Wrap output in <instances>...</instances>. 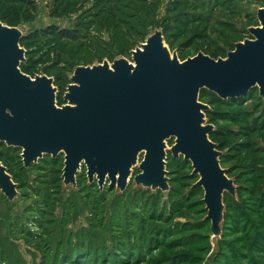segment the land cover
I'll use <instances>...</instances> for the list:
<instances>
[{"label":"rangeland","instance_id":"rangeland-1","mask_svg":"<svg viewBox=\"0 0 264 264\" xmlns=\"http://www.w3.org/2000/svg\"><path fill=\"white\" fill-rule=\"evenodd\" d=\"M260 9L264 0H0V20L23 31L25 63L33 78L54 79L62 106L78 66L133 61L157 29L182 62L211 50L226 59L252 37ZM51 25L74 30L79 40L40 36ZM200 102L215 112L206 113L218 130L210 139L237 188L231 205L224 202L220 237L192 163L169 165L174 140L169 191L137 186L135 168L124 193L90 182L85 165L67 186L64 154L26 167L21 148L0 143L18 185L14 201L0 191V264H264V98L257 87L226 107L207 92Z\"/></svg>","mask_w":264,"mask_h":264},{"label":"water","instance_id":"water-1","mask_svg":"<svg viewBox=\"0 0 264 264\" xmlns=\"http://www.w3.org/2000/svg\"><path fill=\"white\" fill-rule=\"evenodd\" d=\"M257 17L252 37L218 60L201 52L182 62L157 29L132 52L133 61L78 66L62 106L53 78L22 71L23 31L0 20V143L21 148L26 167L65 154L67 186L76 184L85 165L90 182L97 178L101 188L110 182L124 193L135 168L137 186L169 191L166 159L174 140L170 150L192 163L197 186L205 191L212 234L220 237L224 195L235 197L237 188L210 139L215 127L207 122L210 108L200 102V92L228 100L258 87L264 98V9ZM17 189L0 160V191L14 201Z\"/></svg>","mask_w":264,"mask_h":264},{"label":"trees","instance_id":"trees-1","mask_svg":"<svg viewBox=\"0 0 264 264\" xmlns=\"http://www.w3.org/2000/svg\"><path fill=\"white\" fill-rule=\"evenodd\" d=\"M40 36H58V37H60L61 39H67V40H70L71 42H74V43H76L78 40H79V37L80 36H78V34H76V32L74 31V30H70V29H67V28H65V29H61V28H59V27H57V26H54V25H51V26H49V27H47L46 29H44V30H42L41 32H40ZM164 38H165V40L167 41V37L166 36H164ZM210 56L211 57H215V58H217V57H219V52H217V51H214V50H211L210 51ZM21 69H22V71L24 72V73H26V74H28V75H30V76H32L33 77V75L35 74L34 72H33V70L30 68V66L27 64V63H22L21 64ZM254 89H256V88H254ZM254 89H252L249 93H246V94H244L242 97H240V98H233V99H228V100H224V99H222V98H220L217 94H214L213 92H211V91H209V90H207V89H204V90H202L201 92H200V97H201V99H203L204 97H206V92L207 93H210V95H213V96H216V99H217V102L219 103V105H222V106H224V107H226V106H229L231 103H233V102H237V101H240L241 99H247L250 95H251V93L253 92V90ZM209 114H211V115H215V112H210V110L207 112V116L209 115ZM218 116H227L226 115V113H218L217 114ZM218 135V130L217 129H215L212 133H211V135H210V138H212V137H215V136H217ZM225 158H226V156H222L221 157V164H224L225 163ZM0 160H1V162L4 164V166H6L7 167V169H8V172L12 175V173L10 172V167H9V165L7 164V162H9V160H8V158L2 153V151L0 150ZM180 160H183L184 162H189V161H185V159H184V157L183 156H181L179 159H177V158H175L174 156H173V158H171V161L169 162L170 164L169 165H176V164H178V166L179 165H181V162H180ZM228 175H229V173H228ZM13 176V175H12ZM173 176H170L169 177V182L171 181H173L172 178ZM13 179H14V176H13ZM126 192V191H125ZM234 197L231 195V194H229V193H225V195H224V202L225 201H227V202H229L230 204L229 205H231V203L234 201V199H233ZM225 213H224V222H225Z\"/></svg>","mask_w":264,"mask_h":264},{"label":"flooded vegetation","instance_id":"flooded-vegetation-1","mask_svg":"<svg viewBox=\"0 0 264 264\" xmlns=\"http://www.w3.org/2000/svg\"><path fill=\"white\" fill-rule=\"evenodd\" d=\"M63 154V153H62ZM65 155V154H64ZM53 158V157H52Z\"/></svg>","mask_w":264,"mask_h":264}]
</instances>
